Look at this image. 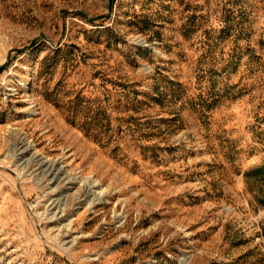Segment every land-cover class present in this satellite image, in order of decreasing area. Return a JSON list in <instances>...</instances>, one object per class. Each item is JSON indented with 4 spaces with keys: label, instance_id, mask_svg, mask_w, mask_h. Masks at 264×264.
I'll use <instances>...</instances> for the list:
<instances>
[{
    "label": "rangeland",
    "instance_id": "374dc122",
    "mask_svg": "<svg viewBox=\"0 0 264 264\" xmlns=\"http://www.w3.org/2000/svg\"><path fill=\"white\" fill-rule=\"evenodd\" d=\"M0 264H264V0H0Z\"/></svg>",
    "mask_w": 264,
    "mask_h": 264
}]
</instances>
